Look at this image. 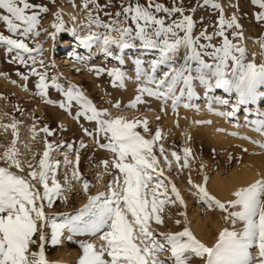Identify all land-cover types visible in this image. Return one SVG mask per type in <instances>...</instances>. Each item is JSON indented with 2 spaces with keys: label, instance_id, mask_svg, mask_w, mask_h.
Instances as JSON below:
<instances>
[{
  "label": "rangeland",
  "instance_id": "obj_1",
  "mask_svg": "<svg viewBox=\"0 0 264 264\" xmlns=\"http://www.w3.org/2000/svg\"><path fill=\"white\" fill-rule=\"evenodd\" d=\"M29 2L48 9L47 12H39V8L34 9L39 12L40 24L37 30L40 35L29 36L25 40L32 48L40 44L42 51L22 53L26 63H20L15 59L16 50L9 52L8 46L0 43V167H9L3 154L15 140V149L18 152L16 159L21 162L23 171L15 167H11L10 171L25 177H28L29 171L33 169L39 172V159L45 150V141L50 143L53 146L50 152L51 161L53 163L59 161L56 179L65 190L56 198L52 207L46 206L44 210L47 216L55 217L58 222H62L65 217L76 215L88 202V196H95L100 192L107 193L109 183L120 175L119 170L112 166L115 154L100 147L108 141L103 134L97 135L95 121H89L84 116L77 119L76 114L80 109L75 103L70 109L61 108L59 104L64 100V96L56 88L50 87L47 96L55 103H45L37 94L38 76L31 74V69L35 68L40 74H46L49 83L55 77L63 89H67L70 84L78 86L97 109L107 110L112 118L146 119L149 131L145 132L142 125L136 129L145 139L151 140L156 131L160 130L161 139L156 142L153 151L158 160V169L162 170L160 180L163 181V186L156 191L159 199L166 198L162 195L166 191L167 199L175 203L164 204L163 211L159 213L163 219L162 224H157L154 220L150 221V227L154 230L157 240H163L159 233H177L187 227L198 240L208 247H213L222 230L242 231L243 222L237 220L233 223L231 218L225 219L228 212L221 211L214 205L209 207L208 204L200 201L196 195L197 189L193 185H205V177L208 175L213 177L220 175L221 180H227L236 172L243 170L247 172L254 170L249 173L252 176L250 185L259 179H264V148L253 143V141L264 143V135L255 131L253 127L244 126L242 119L246 108L250 110L249 118H253L257 112L261 119L264 112V97H258V108L254 103L240 105L233 117L220 115L219 117L213 108H220V112L231 111V105L236 102L235 95L229 96L223 89L208 90L195 80L193 95L189 97L185 94L173 110L171 99L163 102L161 99L139 92L142 87H155L147 83V76L152 74V61L158 57V52L145 49L138 40H133L130 43L134 46L123 50L112 46V55H107L102 41H98L101 44L98 57L87 60L84 52L76 45L89 33L106 34L107 29L103 27H98L94 23L91 27L88 26L91 18L98 19L104 24L116 21L114 27H132L135 30L133 21L125 20L123 14L117 17L116 13H122V7L129 4L138 3L141 6H148L150 3H158L168 8L174 4L182 7L184 15L191 16L194 21L193 37L199 38L200 44L211 43L218 46L222 38L213 34L217 30L216 21L220 12L205 5L204 0H29ZM216 2L221 4L227 18L235 15L238 21L239 28L227 29L226 35L233 43L246 49L245 61L254 60L258 65L264 63V48H262L264 20L257 19V13L264 9L254 5L251 0H216ZM57 12L61 13L59 22L62 23V28L59 31L52 27L58 22L55 15ZM156 15L165 19L166 24L180 17L179 13L169 15L162 11L157 12ZM0 32L12 35L3 22H0ZM203 32L213 36L211 42L201 36ZM236 32L242 33V37L235 36ZM52 33H55L54 39L50 36ZM111 35L115 37L119 33L112 31ZM66 40L71 42L66 43ZM30 55L35 57V63L29 58ZM205 59L207 60L208 57L205 56ZM40 60H43V66ZM184 63L185 52L181 50L175 58V64L180 66ZM101 68L104 71L98 75L95 70ZM114 68L123 73L122 87L113 86L112 77L108 72ZM166 70L165 66H161L157 69L156 76L159 78ZM24 76L28 77L27 80L23 79ZM137 96L141 97L142 102L130 107ZM210 96H212L211 101H209ZM221 99H229V105L221 104L219 102ZM185 104H189L190 107H185ZM196 121H211V123H196ZM13 123L16 124V136H13V129L10 127ZM33 126H35V138H33ZM45 126L51 135L41 131ZM81 143L85 147H81ZM68 145L72 146L71 149ZM161 146L163 153L160 151ZM185 148L191 150V154L187 156V167H183ZM77 152L80 157L79 181L72 178ZM173 153L180 157L179 161L172 155ZM65 157L71 161L70 164L65 163ZM256 157L258 163L254 162L253 158ZM103 161H108L107 168ZM253 163L254 167L251 166ZM29 164L32 165L31 169ZM246 168H249V171ZM120 178L122 182L123 177ZM190 179L192 183H189ZM85 180L89 182L87 193L82 188ZM208 182L207 178L205 185L207 191L221 202L227 203L235 199L232 194L236 188L228 197L223 198ZM32 183L41 192L43 191L38 180H32ZM155 183L154 180L152 184ZM249 183L245 187L249 186ZM172 185H175L179 191L184 201L183 205L171 192ZM148 191V199L151 200L152 185L149 186ZM239 210V207L229 209V211ZM44 233L48 241L44 245V251L49 264H78L82 255L79 246L81 241L93 243L97 249L105 243L100 239L102 233L76 235L72 241H69L67 239L69 233L65 231L61 243L53 246L50 243V228H45ZM34 239L36 244L30 245V251H39V232ZM250 251L254 257L257 256L258 249L252 248ZM168 255V252L160 253V258L165 259ZM105 259L109 258L105 256ZM188 264H204V260L193 255ZM254 264H259L258 260L254 261Z\"/></svg>",
  "mask_w": 264,
  "mask_h": 264
},
{
  "label": "snow or ice",
  "instance_id": "obj_2",
  "mask_svg": "<svg viewBox=\"0 0 264 264\" xmlns=\"http://www.w3.org/2000/svg\"><path fill=\"white\" fill-rule=\"evenodd\" d=\"M254 5L264 9V0H251ZM204 4L220 12L216 21L217 30L213 34L222 38L217 46L214 44H200L199 38H194L192 30L194 21L191 16L184 15V9L176 6L165 7L161 4H129L122 7V13L117 12L116 16L124 15L125 20L130 19L135 24L132 27L115 26L116 21L109 24L101 23L98 19L91 18L88 26L94 23L98 27L107 29L106 34L98 35L89 33L80 39L81 44L88 46L102 41L104 51L112 55V46L123 50L134 46L130 41L138 40L145 49L158 52V57L152 61V74L147 76V83L155 87H142L141 94L161 99L163 102L172 100L173 110L177 107L182 97L187 94L193 95V82L198 80L206 89H223L229 96L235 95L236 102L231 105L232 110L218 112L217 115L233 117L239 110L240 105L255 103L258 97H264V63L256 64L253 61H245L246 49L226 35V30L239 28L238 21L233 15L227 18L220 3L216 0H204ZM47 12V7L34 5L29 0H0V22H3L7 31L12 35H5L0 32V43L8 46V51L16 50L15 59L20 63H26L22 53L31 54L41 52L42 46L37 44L35 48L29 47L25 42L29 36H39L37 30L40 24L39 12ZM31 10V11H30ZM180 17L166 24L165 19L159 18L157 12ZM58 22L52 27L59 31L62 23L59 22L61 13H55ZM258 20H264V11L257 13ZM116 31L118 36H112L111 32ZM181 33H183L181 35ZM238 38L242 33H234ZM55 38V33L50 34ZM201 36L211 42L213 36L206 32ZM16 37V38H14ZM211 51H207V49ZM264 48V45H262ZM184 50L185 63L176 66L175 58L178 53ZM205 56L208 59H205ZM35 63V57L29 56ZM210 61V62H209ZM43 60H40L43 66ZM161 66L167 68L159 78L156 76L157 69ZM99 75L104 69L95 70ZM32 75L38 76L36 88L45 103H55L47 98L48 89L56 88L62 92L64 100L60 102L61 108L70 109L73 103L79 106L76 118L84 116L89 121L97 124V135L103 134L107 143L100 147L115 154L112 166L119 170L117 176L107 186V193L100 192L95 196H88V202L78 210L76 215L65 217L58 222L55 217L45 214V207H52L56 198L60 197L65 190L56 179V170L59 161H51L50 152L53 146L45 141V150L39 159V172L31 170L28 177L10 171L15 167L23 171L21 162L16 159L18 155L15 149V140L3 154L9 167H0V264H49L46 259L44 245L47 238L45 228H50V243L55 246L61 243V237L67 231V239L73 240L76 235H96L102 233L100 239L105 243L99 249L90 242L81 241L80 248L82 255L78 264H188L193 255L204 260V264H264V179H259L247 187H241L233 192L235 199L227 203L221 202L209 194L205 185H193L200 201L213 205L221 211L228 212L225 219L231 218L233 223L237 220L243 222V229L240 232L224 229L219 233L216 244L208 247L185 227L177 233H159L163 240H157L154 230L150 227V221L162 224L163 219L159 214L163 211L167 199V192L163 193L166 198L159 199L157 189L163 186L160 180L162 170L158 169V160L154 155V145L161 139V132L158 129L151 140L145 139L140 132L136 131L142 125L145 132H148L147 120H127L123 117H110L107 110H100L84 95L83 91L76 85H69L63 89L55 77L48 82L46 74H40L35 68L31 69ZM112 77L113 86H123L124 76L119 69H112L108 72ZM27 76L23 79L27 80ZM177 92L179 94H177ZM142 102L137 96L130 107L135 103ZM223 105H229V99L219 101ZM118 107V105H116ZM185 107H190L185 104ZM163 110V109H162ZM211 111V105L209 106ZM196 123H211V121H196ZM254 130L264 135V118L250 121ZM6 127V126H5ZM13 129V136H16V124L10 125ZM35 138V126H33ZM41 131L48 135L51 132L45 126ZM87 133V130H85ZM223 131V129H218ZM91 135V133H87ZM236 135V133H232ZM249 139V137H242ZM98 142V141H97ZM264 148V143L253 141ZM71 149V145H68ZM81 147H85L81 143ZM163 153V147L160 148ZM186 154L183 167L188 166L187 156L191 150L185 148ZM246 151V149H245ZM177 161L180 157L172 154ZM79 153L76 156V167L72 172V178L79 181ZM166 159V158H165ZM65 163L71 161L65 157ZM107 168L108 161L102 162ZM29 168L32 165L29 164ZM123 180L121 182V178ZM51 179V185H49ZM32 180H38L42 186L41 192ZM67 182V177H65ZM155 184H152L153 181ZM191 182V179L189 180ZM152 185L149 200V186ZM85 193L89 190V182L82 184ZM171 192L175 199L184 204L179 191L172 185ZM66 200V197L64 198ZM45 202H47L45 204ZM239 207V211H229ZM184 215V213H181ZM131 217V218H129ZM179 223V221H177ZM39 232V251H30V245L36 244L34 236ZM139 241V243H137ZM258 249L257 256H253L251 249ZM168 252L165 259L160 258V253ZM107 256L109 259H105Z\"/></svg>",
  "mask_w": 264,
  "mask_h": 264
},
{
  "label": "bare ground",
  "instance_id": "obj_3",
  "mask_svg": "<svg viewBox=\"0 0 264 264\" xmlns=\"http://www.w3.org/2000/svg\"><path fill=\"white\" fill-rule=\"evenodd\" d=\"M66 41H67L66 43H70L71 42L70 40H66ZM76 45H77V47L80 50H82L84 52L85 57H86L87 60L96 59L98 57V55H99L100 48H101V44L99 42H96V43H93L91 45L85 46V45L81 44V42L79 41V42L76 43ZM62 50H64V49H62ZM209 98H210L209 101H211L212 100V96H210ZM254 104H255L256 108H258L257 101ZM213 109H215L216 113L220 112V108H218V107L213 108ZM249 112H250V110L248 108H246L245 109V115L242 118L243 119V125L247 126V127H253L254 128V126L251 123H249V122L253 121V120H256V119H259V114L257 112H255L253 118H249L248 117L249 116ZM215 117H217V116H215ZM262 118H264V112H262ZM253 159H254V162H256V163L259 162L257 160V157L253 158ZM250 161H253V160H250ZM261 162H262V159H261ZM251 166L254 167V163ZM255 167H258V166L255 165ZM260 167H262V166H260ZM246 169L248 170L249 168H246ZM250 169H251V167H250ZM253 171L250 170V172H247L246 170H243V171L236 172L235 174H233L231 176V178H228L227 180H221L220 179V175H217L216 177L208 175L207 176V178L209 180L208 183H210L212 185V187L216 190V192L221 197L225 198V197H228L229 194L232 193V191L235 188L237 190V188L239 189L241 187H245L251 181L250 179L252 178V176H250L249 173H251ZM249 185H250V183H249Z\"/></svg>",
  "mask_w": 264,
  "mask_h": 264
}]
</instances>
